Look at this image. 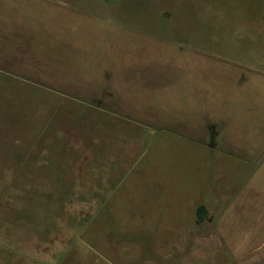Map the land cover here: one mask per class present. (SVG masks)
<instances>
[{"label": "rangeland", "instance_id": "1", "mask_svg": "<svg viewBox=\"0 0 264 264\" xmlns=\"http://www.w3.org/2000/svg\"><path fill=\"white\" fill-rule=\"evenodd\" d=\"M263 159L264 0H0V264H226Z\"/></svg>", "mask_w": 264, "mask_h": 264}, {"label": "crops", "instance_id": "2", "mask_svg": "<svg viewBox=\"0 0 264 264\" xmlns=\"http://www.w3.org/2000/svg\"><path fill=\"white\" fill-rule=\"evenodd\" d=\"M208 124L207 128L213 133L215 131L216 138L213 141H210L207 145L211 147L214 146L215 142L218 140V132L222 133L223 129H225V120H221V123L214 122L212 119H207ZM218 131V132H216ZM217 139V140H216ZM214 144V145H213ZM217 148V147H216ZM256 189L259 192L260 198L264 200V159L258 165V169L256 171ZM205 204V203H204ZM227 208V204L224 205ZM208 208V207H207ZM208 216V215H207ZM197 223V221H196ZM252 232L260 235V233L264 232V205L263 203L259 206L258 209V223L255 229L252 228ZM220 247V246H219ZM225 247V244H224ZM226 248L228 250L229 261L226 264H264V238L260 243L254 242H242L241 250H238L239 246L235 245L233 242L226 243ZM216 260V259H215Z\"/></svg>", "mask_w": 264, "mask_h": 264}, {"label": "trees", "instance_id": "3", "mask_svg": "<svg viewBox=\"0 0 264 264\" xmlns=\"http://www.w3.org/2000/svg\"><path fill=\"white\" fill-rule=\"evenodd\" d=\"M208 208L206 204H200L196 211V221L198 224L203 223L207 219Z\"/></svg>", "mask_w": 264, "mask_h": 264}]
</instances>
